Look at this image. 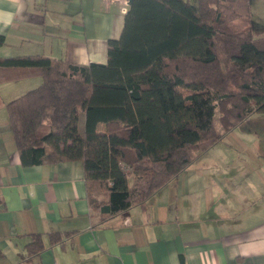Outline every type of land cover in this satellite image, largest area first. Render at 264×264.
<instances>
[{"label": "trees", "instance_id": "16d2710c", "mask_svg": "<svg viewBox=\"0 0 264 264\" xmlns=\"http://www.w3.org/2000/svg\"><path fill=\"white\" fill-rule=\"evenodd\" d=\"M35 77L39 86L6 104L22 164L82 161L93 225L105 226L145 209L229 133L264 114V36L253 33L250 0H130L106 64L0 55V83ZM44 248L34 234L28 261Z\"/></svg>", "mask_w": 264, "mask_h": 264}, {"label": "crops", "instance_id": "0c3cea01", "mask_svg": "<svg viewBox=\"0 0 264 264\" xmlns=\"http://www.w3.org/2000/svg\"><path fill=\"white\" fill-rule=\"evenodd\" d=\"M250 2L253 33L262 37L264 0ZM124 7L114 0H0V55L106 64L109 40L121 37L130 4ZM41 83H0V264H264V154L224 159L229 150L217 144L145 209L95 226L82 161L22 164L6 104ZM251 120L264 124L262 114ZM34 234L45 248L29 262ZM52 235L60 241L51 243Z\"/></svg>", "mask_w": 264, "mask_h": 264}, {"label": "rangeland", "instance_id": "374dc122", "mask_svg": "<svg viewBox=\"0 0 264 264\" xmlns=\"http://www.w3.org/2000/svg\"><path fill=\"white\" fill-rule=\"evenodd\" d=\"M262 115L264 116V114ZM215 123L218 129L221 130L218 112L215 116ZM220 143L225 145V147L227 146L226 148L229 150V154L224 153V159L232 158L231 160L234 161L243 159L254 160L256 156L264 154V124L249 120L229 133Z\"/></svg>", "mask_w": 264, "mask_h": 264}, {"label": "built area", "instance_id": "2783aa9c", "mask_svg": "<svg viewBox=\"0 0 264 264\" xmlns=\"http://www.w3.org/2000/svg\"><path fill=\"white\" fill-rule=\"evenodd\" d=\"M124 4V9L129 6L130 0H114Z\"/></svg>", "mask_w": 264, "mask_h": 264}]
</instances>
